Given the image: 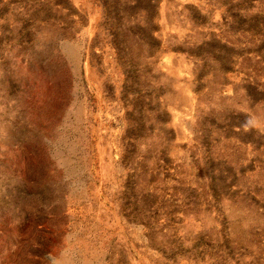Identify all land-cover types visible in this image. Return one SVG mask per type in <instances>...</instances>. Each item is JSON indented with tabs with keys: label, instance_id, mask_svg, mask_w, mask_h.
<instances>
[{
	"label": "rangeland",
	"instance_id": "obj_1",
	"mask_svg": "<svg viewBox=\"0 0 264 264\" xmlns=\"http://www.w3.org/2000/svg\"><path fill=\"white\" fill-rule=\"evenodd\" d=\"M0 264H264V0H0Z\"/></svg>",
	"mask_w": 264,
	"mask_h": 264
}]
</instances>
